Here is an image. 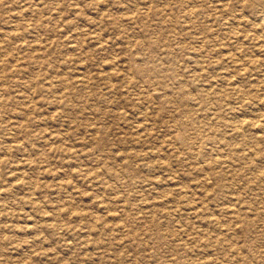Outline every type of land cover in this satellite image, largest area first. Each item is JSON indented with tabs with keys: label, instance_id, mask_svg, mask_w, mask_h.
<instances>
[{
	"label": "rangeland",
	"instance_id": "obj_1",
	"mask_svg": "<svg viewBox=\"0 0 264 264\" xmlns=\"http://www.w3.org/2000/svg\"><path fill=\"white\" fill-rule=\"evenodd\" d=\"M263 10L0 0V264H264Z\"/></svg>",
	"mask_w": 264,
	"mask_h": 264
},
{
	"label": "bare ground",
	"instance_id": "obj_2",
	"mask_svg": "<svg viewBox=\"0 0 264 264\" xmlns=\"http://www.w3.org/2000/svg\"><path fill=\"white\" fill-rule=\"evenodd\" d=\"M197 3V2H196ZM193 7V6H192ZM238 18V17H237ZM259 27H261V28H263V26H264V10L262 11V13H261V16H260V20H259ZM255 28V27H254ZM236 31V30H235ZM231 32V31H230ZM234 34V33H233ZM238 37V36H237ZM204 53V52H203ZM227 58H229V57H227ZM232 58V57H231ZM230 58V59H231ZM229 60V59H228ZM235 61V60H234ZM233 63V62H232ZM231 86V85H230ZM262 100V99H261ZM264 102V101H263ZM264 105V104H263ZM248 111V110H247ZM251 121V120H250ZM252 122V121H251ZM252 126H257V127H259V128H263V126L261 125V124H259V123H253V124H251ZM260 130V129H259ZM132 140V139H131ZM258 140H260V139H258ZM227 155V154H226ZM214 156V155H213ZM124 166V165H123ZM130 174H132V173H130ZM133 175V174H132ZM208 179V178H207ZM150 181V180H149Z\"/></svg>",
	"mask_w": 264,
	"mask_h": 264
}]
</instances>
